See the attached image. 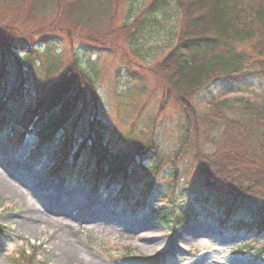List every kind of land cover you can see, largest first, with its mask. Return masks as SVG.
<instances>
[{
	"label": "trees",
	"instance_id": "1",
	"mask_svg": "<svg viewBox=\"0 0 264 264\" xmlns=\"http://www.w3.org/2000/svg\"><path fill=\"white\" fill-rule=\"evenodd\" d=\"M92 1L0 0V134L10 132L17 144L30 135L39 139V147H53L54 174L63 183L81 182L92 190L106 180L123 192L146 194L149 189L137 177L138 169H145L155 179L163 176L176 185L182 181L196 196L214 197L213 207L225 215L223 225L263 233L264 92L251 99L212 93L204 106L197 99L221 84H264V0H175L181 14L176 40L149 69L163 93L162 109L175 103L186 123L172 157L156 138L133 147L132 154L107 140L96 82L76 54L63 69L50 63L43 82L34 92L28 90L20 56L45 55L58 38L78 35L79 29L90 35L84 18ZM119 1L109 0L112 16ZM172 1L150 0L120 29L129 35L133 50ZM7 57L15 59L19 84L11 83ZM182 153L186 157L180 160ZM192 212L169 213L164 221L182 226L201 220V213Z\"/></svg>",
	"mask_w": 264,
	"mask_h": 264
},
{
	"label": "rangeland",
	"instance_id": "2",
	"mask_svg": "<svg viewBox=\"0 0 264 264\" xmlns=\"http://www.w3.org/2000/svg\"><path fill=\"white\" fill-rule=\"evenodd\" d=\"M149 1L120 0L113 16L109 0L88 2L84 20L90 35L79 29L78 35L58 38L47 54L19 59L25 84L34 92L44 80L46 66L56 62L63 69L78 55L82 68L96 82L107 140L132 154L133 147L156 138L172 157L179 150L186 123L175 103L162 109L163 93L149 69L176 40L179 6L171 2L139 38L137 52L128 45L129 35L119 32ZM246 49L250 51V46ZM6 61L11 83L19 84L15 59ZM263 92L264 84L254 81L243 88L221 84L197 101L204 106L212 93L251 99ZM15 140L8 131L0 134V264H264V232L223 225L225 215L213 207L215 198L187 192L191 188L182 181L176 185L138 169V179L150 191L147 200L141 191L123 192L103 182L94 191L80 182H69L67 187L53 172V147H39V139L33 136L23 144ZM183 153L180 160L186 157ZM50 196L60 198L65 215L46 210L49 203H57ZM192 211L201 213V220L182 226L164 221L169 213L192 215Z\"/></svg>",
	"mask_w": 264,
	"mask_h": 264
},
{
	"label": "bare ground",
	"instance_id": "3",
	"mask_svg": "<svg viewBox=\"0 0 264 264\" xmlns=\"http://www.w3.org/2000/svg\"><path fill=\"white\" fill-rule=\"evenodd\" d=\"M52 197H50L51 199ZM54 200V199H52ZM51 200V201H52ZM46 210L51 214V213H56V214H61V215H65L66 214V210L65 206L63 203H61L60 201H58L57 203L51 202L48 204V206L46 207ZM28 227H31L30 225ZM27 228V226H26Z\"/></svg>",
	"mask_w": 264,
	"mask_h": 264
}]
</instances>
